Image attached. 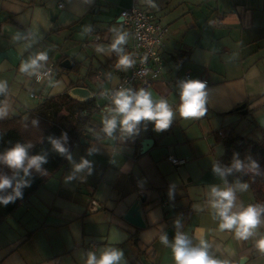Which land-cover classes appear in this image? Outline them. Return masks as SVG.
<instances>
[{
    "label": "crops",
    "instance_id": "1",
    "mask_svg": "<svg viewBox=\"0 0 264 264\" xmlns=\"http://www.w3.org/2000/svg\"><path fill=\"white\" fill-rule=\"evenodd\" d=\"M134 1L154 9L168 27L162 75L144 90L154 102H168L173 110L169 127L157 130L155 121L142 120L129 134L117 116L109 135L104 120L115 115V105L111 102L104 115L94 111L96 126L87 133L95 138L74 144L71 159L20 204L24 209L0 223V264H67L79 253L78 223L85 215L107 209L123 218L135 201L145 226L127 221L126 235L139 228L154 264H176L171 245L178 233L191 247L204 240L208 256L222 264H264V252L256 246L264 237V215L253 235L238 240L235 229H219L210 203L212 186L237 184L213 172L224 151L214 132L223 135L233 128L260 138L257 126L264 127V0H0V88L5 93L0 116L27 114L48 96L73 95L74 86L87 88L90 96L113 87L119 59L129 55L132 43L119 12ZM121 35L126 42L114 49ZM41 55L46 59H38ZM34 59L35 66L21 70ZM63 59L71 61L69 69L60 65ZM47 62L59 64L56 73L31 84L32 74ZM201 78L208 81L203 89L207 111L184 119L180 84ZM104 102L100 98L95 106ZM168 155L182 162L173 164ZM84 160L88 166L76 171ZM253 201L250 185L237 190L232 211ZM165 236L168 245L161 242ZM89 247L99 250L95 243ZM137 255L129 254L126 263Z\"/></svg>",
    "mask_w": 264,
    "mask_h": 264
},
{
    "label": "trees",
    "instance_id": "2",
    "mask_svg": "<svg viewBox=\"0 0 264 264\" xmlns=\"http://www.w3.org/2000/svg\"><path fill=\"white\" fill-rule=\"evenodd\" d=\"M4 98L5 93L0 91V106ZM236 110L238 109L232 111ZM94 111L97 112V107L92 97L82 99L63 92L46 97L27 114L4 118L0 116V156L19 143L24 146L31 145L26 147L29 157L40 155L47 161L41 165L40 170L31 168L27 174L22 168L12 169L0 162V176L11 181V187L0 190V196H14L13 189L18 183L24 182L19 189L21 193L19 197H15L14 201L7 205L0 203V223L51 173L67 162L74 144L91 128H95ZM257 128L260 138H251L233 128L223 135L218 131L214 132L216 142L224 147L222 155L216 160L219 167L222 170L231 168L235 160L241 161L244 165L239 171L233 168L230 173L226 172L224 177L228 183L237 181L249 183L254 194V201L250 205H264V127ZM52 140L59 141L67 151L64 154L58 152L53 147ZM253 162L258 166L255 170L249 168ZM263 215L264 212L260 214V218ZM138 230L139 228L129 237L137 246L138 256L127 264H143L141 256H145L147 260L149 257V245L141 246L135 236Z\"/></svg>",
    "mask_w": 264,
    "mask_h": 264
},
{
    "label": "clouds",
    "instance_id": "3",
    "mask_svg": "<svg viewBox=\"0 0 264 264\" xmlns=\"http://www.w3.org/2000/svg\"><path fill=\"white\" fill-rule=\"evenodd\" d=\"M125 36L117 37L112 47L117 49V46L125 43ZM118 50V49H117ZM38 59H46L41 55ZM37 61L34 59L31 65H22L21 70L26 71L30 66H35ZM133 61L127 55H122L119 59L117 67L123 66L125 69L131 67ZM205 84L198 80H187L180 84V106L179 113L184 119L198 118L205 115L207 109L205 104V92L203 89ZM0 91H3L0 88ZM115 108L112 111L115 113L111 119H105L104 131L109 135L117 127V116H120V124L122 129L131 134L137 127V124L142 120L155 121L157 130L167 129L173 118V110L170 108L166 100L154 102L152 94L144 89L133 92L131 89L118 91L112 98ZM66 135V134H65ZM53 147L64 154L67 150L57 140H52ZM26 147L31 145H21L17 143L13 148L6 151L0 156V162L7 164L12 169H23L27 174L28 170L35 168L40 170L41 165L46 163L44 156L35 155L28 156ZM69 159H71L69 157ZM88 166V161L84 160L79 165H76V171ZM244 165L241 161L235 160L231 168L222 170L218 165L213 166V172L225 176L226 172L230 173L232 169L240 170ZM258 166L255 162L249 165V168L255 170ZM22 183H18L13 189L14 196H0V203L7 205L14 201L15 197L21 195L19 189ZM11 187V181L4 176H0V190ZM249 185L237 181L236 187L220 188L212 186L210 189L211 207L215 210L216 215L220 219L219 229L232 230L235 229V237L238 240H247L253 235V230L261 223L260 214L264 212V205H249L242 210L233 212L234 201L236 199V191H247ZM161 242L168 245L167 237H162ZM256 246L261 252H264V237L256 242ZM208 245L204 240L200 241L199 247H191L190 241L183 234H177L174 244L171 245L173 257L176 264H222V262L211 259L207 254ZM123 256L122 251L110 248L103 251L99 258L94 253H89L87 264H119ZM227 264V262H223Z\"/></svg>",
    "mask_w": 264,
    "mask_h": 264
},
{
    "label": "built area",
    "instance_id": "4",
    "mask_svg": "<svg viewBox=\"0 0 264 264\" xmlns=\"http://www.w3.org/2000/svg\"><path fill=\"white\" fill-rule=\"evenodd\" d=\"M58 6L62 7L61 2ZM121 22L132 34V43L129 50V57L133 61L131 67L125 69L123 66L117 67L118 82L108 90H98L91 94L95 103L100 98H104V104H96L97 112L105 114L110 107L113 96L121 90L138 87L146 89L151 86L162 75L164 38L168 32V27L161 23L148 5L133 2L130 6L122 8L119 12ZM175 54V52H173ZM54 73V65H49L36 70L32 74L31 84L42 78H50ZM200 82L207 84L205 78ZM31 95L36 97L34 93ZM169 161L179 164L181 159L168 155Z\"/></svg>",
    "mask_w": 264,
    "mask_h": 264
},
{
    "label": "rangeland",
    "instance_id": "5",
    "mask_svg": "<svg viewBox=\"0 0 264 264\" xmlns=\"http://www.w3.org/2000/svg\"><path fill=\"white\" fill-rule=\"evenodd\" d=\"M151 10L153 11L154 9ZM48 64L49 62L46 65L49 66ZM57 67L59 68V64L55 63L54 71ZM19 207L24 209V205H19L15 210ZM116 214L107 209H101L84 216L83 222L78 223L79 243L76 249L79 250V253L73 254L67 264H87L89 253H94L99 258L103 251L110 248L122 251L123 256L119 264H125L129 260V254H136L138 251L137 246L129 239L131 233L126 235L124 225L128 222ZM135 236L141 244L142 240L140 236L138 234H135ZM90 242L95 243L99 247V250H91L89 247ZM29 246L33 247L32 244H29ZM141 246L143 245L141 244Z\"/></svg>",
    "mask_w": 264,
    "mask_h": 264
},
{
    "label": "water",
    "instance_id": "6",
    "mask_svg": "<svg viewBox=\"0 0 264 264\" xmlns=\"http://www.w3.org/2000/svg\"><path fill=\"white\" fill-rule=\"evenodd\" d=\"M122 19L120 18L118 21H121ZM59 53H56L54 60H56L59 57ZM60 65L64 68L69 69L72 65L71 61L69 59H63L60 63ZM70 92L75 95V96H79L81 98H88L90 97V91L82 86H74L73 88H71ZM244 104H241L238 109L239 112L241 114L246 113V110H242V108L244 107ZM95 138L93 135H91V133H85L83 138L80 140L81 143H87L89 139H93ZM150 141L147 140L146 144H148ZM123 218L128 221L129 223H131L132 225L136 226V227H144L145 226V222L143 221L142 218V214H141V210H140V206L137 203V201H135L129 208L128 210L125 212V214L123 215ZM141 261L143 262V264H154L152 262H150L149 260H147V258L145 256H141Z\"/></svg>",
    "mask_w": 264,
    "mask_h": 264
}]
</instances>
